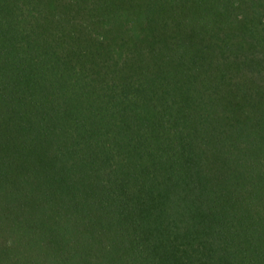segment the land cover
<instances>
[{
    "label": "trees",
    "instance_id": "trees-1",
    "mask_svg": "<svg viewBox=\"0 0 264 264\" xmlns=\"http://www.w3.org/2000/svg\"><path fill=\"white\" fill-rule=\"evenodd\" d=\"M0 264H264V0H0Z\"/></svg>",
    "mask_w": 264,
    "mask_h": 264
}]
</instances>
